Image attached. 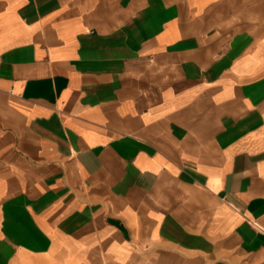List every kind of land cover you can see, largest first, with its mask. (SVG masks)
Segmentation results:
<instances>
[{"label": "crops", "instance_id": "1", "mask_svg": "<svg viewBox=\"0 0 264 264\" xmlns=\"http://www.w3.org/2000/svg\"><path fill=\"white\" fill-rule=\"evenodd\" d=\"M0 264H264V0H0Z\"/></svg>", "mask_w": 264, "mask_h": 264}]
</instances>
